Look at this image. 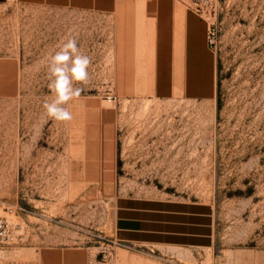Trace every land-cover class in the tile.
Returning a JSON list of instances; mask_svg holds the SVG:
<instances>
[{
    "label": "rangeland",
    "instance_id": "1",
    "mask_svg": "<svg viewBox=\"0 0 264 264\" xmlns=\"http://www.w3.org/2000/svg\"><path fill=\"white\" fill-rule=\"evenodd\" d=\"M185 1L211 22L215 100L82 91L57 122L43 108L48 57L93 28L0 0V215L15 204L26 226L0 264L48 246L85 247L101 264H264V0ZM119 194L213 203L215 248L116 243Z\"/></svg>",
    "mask_w": 264,
    "mask_h": 264
},
{
    "label": "crops",
    "instance_id": "2",
    "mask_svg": "<svg viewBox=\"0 0 264 264\" xmlns=\"http://www.w3.org/2000/svg\"><path fill=\"white\" fill-rule=\"evenodd\" d=\"M15 1L68 11L90 23L91 35L76 37L78 47L91 58L89 81L76 85L84 92H141L157 100L192 102L217 97L211 22L185 0ZM113 238L118 244L211 250L216 245L215 207L198 200L119 194ZM33 249L35 255L22 251L20 258L3 264H101L99 253L81 246Z\"/></svg>",
    "mask_w": 264,
    "mask_h": 264
},
{
    "label": "clouds",
    "instance_id": "3",
    "mask_svg": "<svg viewBox=\"0 0 264 264\" xmlns=\"http://www.w3.org/2000/svg\"><path fill=\"white\" fill-rule=\"evenodd\" d=\"M90 64L91 58L81 51L75 38L67 39L54 54L48 57V88L51 99L43 105L47 117L57 122L73 119L66 105L80 97L83 89L76 85L89 81Z\"/></svg>",
    "mask_w": 264,
    "mask_h": 264
},
{
    "label": "built area",
    "instance_id": "4",
    "mask_svg": "<svg viewBox=\"0 0 264 264\" xmlns=\"http://www.w3.org/2000/svg\"><path fill=\"white\" fill-rule=\"evenodd\" d=\"M209 42L213 44L211 30ZM109 100H112V97ZM4 208L9 216L0 215V255L8 248L22 245L26 239V226L12 218L19 207L15 204L4 203Z\"/></svg>",
    "mask_w": 264,
    "mask_h": 264
},
{
    "label": "bare ground",
    "instance_id": "5",
    "mask_svg": "<svg viewBox=\"0 0 264 264\" xmlns=\"http://www.w3.org/2000/svg\"><path fill=\"white\" fill-rule=\"evenodd\" d=\"M147 108V107H146ZM145 110V109H144ZM147 110V109H146ZM145 112V111H144Z\"/></svg>",
    "mask_w": 264,
    "mask_h": 264
}]
</instances>
